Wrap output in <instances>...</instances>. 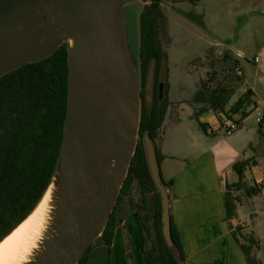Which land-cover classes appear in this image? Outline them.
<instances>
[{
	"label": "water",
	"instance_id": "obj_1",
	"mask_svg": "<svg viewBox=\"0 0 264 264\" xmlns=\"http://www.w3.org/2000/svg\"><path fill=\"white\" fill-rule=\"evenodd\" d=\"M127 7V0H0V77L49 57L64 43L68 49L62 146L51 180L34 207L52 186L54 215L35 256L26 264H78L103 235L128 177L140 138L142 77L141 15L135 53ZM154 69L152 63L145 95L149 106ZM142 141L161 196L165 240L184 264L172 235L170 195L157 143L149 130Z\"/></svg>",
	"mask_w": 264,
	"mask_h": 264
},
{
	"label": "crops",
	"instance_id": "obj_2",
	"mask_svg": "<svg viewBox=\"0 0 264 264\" xmlns=\"http://www.w3.org/2000/svg\"><path fill=\"white\" fill-rule=\"evenodd\" d=\"M191 3L201 9L197 18L211 36L207 42L209 48H214L219 58L232 59L235 70H241V74L237 75L245 81V91L248 88L253 90L252 98L256 104L248 110L249 114L256 111L259 122V117L264 115V0H199ZM214 22L216 26L212 24ZM229 86L234 88L235 93V86ZM234 93L227 109L238 100H233ZM172 94L171 85V103L156 143L161 155L162 176L170 195L172 235L176 238L175 242L177 240L181 245L176 242L184 264H249L242 244L252 245L251 253L256 257L257 264H264V219H257L261 218L257 210L244 207L248 202L253 203L254 208L264 203V161L243 158L250 161L244 170L243 180L248 185H259L260 192L248 195L244 189H236L233 185L240 177L234 164L242 161L241 149L243 157L246 154L243 140L237 142L241 136L235 137L234 143L218 137L212 141L208 139L218 135L228 116L225 112L212 109L196 116L188 98H176ZM184 110L192 114L199 126L200 123L206 124L207 129L201 128L203 133L192 134L181 116ZM236 115L241 116L233 114L232 119ZM246 127L241 119L238 129L243 128V131ZM260 134L259 143L262 145L264 126ZM191 138L197 139V145L191 142ZM246 144L250 146L252 141ZM227 193L235 198L236 207L232 216L226 202ZM120 204L122 208L118 210ZM131 204V213L134 214H130L129 224L132 229L143 230L139 213L148 216L150 225L153 222L155 204L152 194L148 195L146 208L142 206L139 193L122 196L117 205L118 222L111 245L119 239L118 223ZM251 214L254 215L252 227L246 220L249 215L252 218Z\"/></svg>",
	"mask_w": 264,
	"mask_h": 264
},
{
	"label": "trees",
	"instance_id": "obj_3",
	"mask_svg": "<svg viewBox=\"0 0 264 264\" xmlns=\"http://www.w3.org/2000/svg\"><path fill=\"white\" fill-rule=\"evenodd\" d=\"M162 1L151 0L144 5L141 13L140 138L128 177L118 197L119 201L122 196L133 194L134 189L137 188L144 204L142 206L146 208L148 195L152 194L155 204L152 224H149L146 214L139 213L142 228L150 241L143 254V264H180L163 234L161 196L151 177L142 141L146 130L150 131L155 141L157 140L170 104L167 85L168 52L160 36L161 25L166 19ZM152 63L155 68V85L154 97L149 106L144 88ZM68 81L66 43L49 57L27 63L0 77V241L31 213L54 173L63 141ZM233 93L234 88L230 86L219 83L212 88L207 81H202L201 88L188 100V103L194 106L196 116L212 109L225 112L229 118H233V114L237 113L241 114V119L247 117L248 108L256 104L252 98L253 90L248 88L227 109ZM237 121L241 122V120ZM263 122L264 115L259 121L260 129ZM200 126L203 130L207 129L204 123H200ZM158 157L160 161L159 151ZM249 163V160H242L234 164L240 178L233 186L236 189H244L248 195H254L260 192L261 187L257 184L248 185L243 180L244 170ZM226 202L229 215L232 216L236 207L235 198L227 193ZM116 210L115 207L101 236L106 245L112 244L118 222ZM176 242L179 245L177 240ZM91 246L92 244L78 264H87ZM242 247L248 263L257 264L256 257L251 253L252 245L242 244Z\"/></svg>",
	"mask_w": 264,
	"mask_h": 264
},
{
	"label": "rangeland",
	"instance_id": "obj_4",
	"mask_svg": "<svg viewBox=\"0 0 264 264\" xmlns=\"http://www.w3.org/2000/svg\"><path fill=\"white\" fill-rule=\"evenodd\" d=\"M127 1L130 40L133 51L137 53L140 38V15L143 5L147 3H144L145 0ZM191 2L187 0L162 1V8L165 11V15L169 17V21L166 16L165 22L160 28V36L168 51L167 80L172 85V95L176 98L181 97L190 100L195 92L201 88L202 81H207L212 88L219 83L235 86L236 91L233 95V100H237L244 93L246 83L240 80V76L237 75L235 63L232 59L228 60L224 56L219 58L216 54L217 51L214 48H209L207 42L211 40V36H209V32L204 29L202 22L197 18L198 11L201 9ZM212 24L216 26L215 22ZM190 115L187 110L181 113L186 127L194 135H198L199 131L203 133L198 121L192 118L191 113ZM257 115L256 111L253 110L248 115L249 117L242 118L247 126L243 131V128H241L228 134L222 129L218 131V135L208 138L209 141L218 137L233 142L235 137L241 136L237 142L241 143L243 140L244 154L245 152L246 154L243 157V149H241L242 159L240 160L247 157L250 160L264 161V144L262 146L259 143L261 134L260 124L256 120ZM234 119L241 120V116L236 115ZM262 126H264V123ZM262 139H264V136H262ZM251 141L252 145L248 146L246 142ZM191 142H195L196 145L198 143L197 139L192 140V138ZM134 190L133 194H138L137 188ZM121 204L118 210L122 208ZM132 207L133 205L131 204L127 211L122 213V220L118 223L120 226L119 239L113 245H106L101 237L92 243L88 264H143V254L150 241L142 229L138 228V231H135L131 228L129 217L130 214H134L131 213ZM244 207L257 210V213L260 214L258 217L261 216V218H256L258 220L264 219V203L254 208L253 203L248 202ZM252 213L254 212L252 211ZM253 218L254 215H252V218L249 215L246 219L251 227L253 226Z\"/></svg>",
	"mask_w": 264,
	"mask_h": 264
},
{
	"label": "bare ground",
	"instance_id": "obj_5",
	"mask_svg": "<svg viewBox=\"0 0 264 264\" xmlns=\"http://www.w3.org/2000/svg\"><path fill=\"white\" fill-rule=\"evenodd\" d=\"M52 193L51 186L34 211L0 242V264H26L35 256L54 215Z\"/></svg>",
	"mask_w": 264,
	"mask_h": 264
},
{
	"label": "built area",
	"instance_id": "obj_6",
	"mask_svg": "<svg viewBox=\"0 0 264 264\" xmlns=\"http://www.w3.org/2000/svg\"><path fill=\"white\" fill-rule=\"evenodd\" d=\"M236 73L241 74V70L237 68ZM262 118L263 116L259 117V121H261ZM239 125L240 123L237 120L227 117V119L224 121L220 128L224 129L226 133L231 134L236 129H238Z\"/></svg>",
	"mask_w": 264,
	"mask_h": 264
},
{
	"label": "flooded vegetation",
	"instance_id": "obj_7",
	"mask_svg": "<svg viewBox=\"0 0 264 264\" xmlns=\"http://www.w3.org/2000/svg\"><path fill=\"white\" fill-rule=\"evenodd\" d=\"M166 48V47H165ZM167 50V49H166ZM168 52V51H167ZM156 66V65H155ZM150 74V73H149ZM149 74H148V76H147V79H146V83H145V88H144V90H145V95H146V88H147V80H148V77H149ZM154 79H155V72H154ZM154 85H155V82H154ZM154 85H153V91H152V93H153V96H152V100H153V97H154ZM167 85H168V96H169V94H170V87H171V84H170V82H169V80H167ZM164 89H165V87L163 88V91H164ZM169 100H170V97H169ZM171 103V102H170ZM169 106H170V104H169ZM168 109H169V107H168ZM168 112V111H167ZM167 114V113H166ZM165 117H166V115H165ZM165 120V119H164ZM163 125V124H162ZM162 127V126H161ZM161 129V128H160Z\"/></svg>",
	"mask_w": 264,
	"mask_h": 264
}]
</instances>
